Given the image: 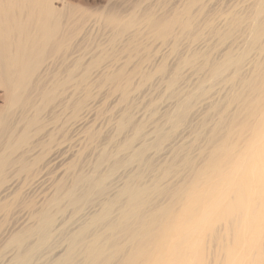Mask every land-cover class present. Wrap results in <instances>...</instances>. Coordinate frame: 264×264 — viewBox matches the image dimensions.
Segmentation results:
<instances>
[{"label":"bare ground","instance_id":"obj_1","mask_svg":"<svg viewBox=\"0 0 264 264\" xmlns=\"http://www.w3.org/2000/svg\"><path fill=\"white\" fill-rule=\"evenodd\" d=\"M78 1L0 0V264H33L26 233L38 245L55 230L52 199L23 202L22 225L11 209L43 181L23 137L49 126L66 153L49 184L74 214L44 264H264V0H132L99 10L115 30L93 50L73 43ZM102 124L119 134L114 159L74 176Z\"/></svg>","mask_w":264,"mask_h":264},{"label":"rangeland","instance_id":"obj_2","mask_svg":"<svg viewBox=\"0 0 264 264\" xmlns=\"http://www.w3.org/2000/svg\"><path fill=\"white\" fill-rule=\"evenodd\" d=\"M87 5H88V10H85V13H87L88 15L85 17V19H82V20H80V26H79V28H81L80 29V31H79V35L73 40V43L75 44L74 46L75 47H78V45H80V46H82V47H86L87 49H89V50H93L95 47L96 48H98V49H102V48H104V42H106L108 39H109V35H111L112 34V32H113V30H115V27H110L109 25L110 24H108V25H105L104 23V18L102 19V18H97L98 17V12H99V10H104V13H103V15H102V17H105V16H107V12H111V13H113V14H116V13H122V10H124L128 5H129V3L132 1V0H83ZM66 2H68V3H70V4H72V5H77L78 3L77 2H79L78 0H66ZM129 2V3H128ZM59 4V5H58ZM57 4V7L58 8H60V5H61V3H58ZM128 4V5H127ZM117 10V11H116ZM81 12H82V10H81ZM77 13V14H75V16L77 17V18H80L81 17V14L82 13ZM98 19V20H97ZM101 21H100V20ZM103 20V21H102ZM99 22V23H98ZM102 22V23H101ZM107 26H109V27H107ZM109 29H111V32H110V30ZM113 29V30H112ZM80 33H82V34H80ZM82 35V36H81ZM85 35V38L83 37ZM86 35H88L87 37H86ZM91 36V37H90ZM108 36V37H107ZM80 37H81V39H80ZM105 37V38H104ZM84 38V39H83ZM89 38V39H88ZM102 38V39H101ZM100 39V40H99ZM80 42H79V41ZM82 40H83V42H82ZM95 40V42H97V43H95L94 42V44H92L93 43V41ZM75 41V42H74ZM85 41V42H84ZM99 41V42H98ZM104 41V42H103ZM79 42V43H78ZM89 42V43H88ZM76 43H78V44H76ZM86 43V44H85ZM103 43V44H102ZM82 44V45H81ZM88 44V45H87ZM97 44V45H96ZM77 45V46H76ZM94 45H96V46H94ZM103 46V47H102ZM91 48V49H90ZM47 79H49V78H47ZM61 79H63V78H61ZM90 79H92V80H90ZM90 81H94L96 78L93 76V77H90ZM63 81V80H62ZM48 90L50 89V88H47ZM105 89H107V88H105ZM47 94H49V93H47ZM55 94V93H54ZM53 96V95H52ZM57 96L58 97H56L55 98V103H54V101H52L50 104H52L51 105V107H50V104L45 108V111H43L42 112V118H46V117H48V118H50V116L52 115V113L55 111L56 113L57 112H60L59 110V108H61V107H58V102H59V100L60 99H58V98H60L61 97V95L59 94H57ZM37 97H38V95H37ZM36 96H35V98H34V102L35 103H37L36 105H40L41 104V96H39L38 98H37ZM38 99V100H37ZM39 103H38V102ZM4 102H5V93H4V91H3V88L2 87H0V109H1V107H3V105H4ZM55 105H54V104ZM52 106H54V107H52ZM58 108V110H57V108ZM56 108V109H55ZM49 109V110H48ZM51 109H53V110H51ZM51 110V111H50ZM51 113H50V112ZM48 114H50V116H47ZM64 113L62 112V116H60L61 118H59V120H58V122H57V124H58V126L59 127H61V126H63L64 125V123H65V115H63ZM4 116H6V112H4V111H1L0 112V117H4ZM62 119H64V120H62ZM60 121H62V123L60 122ZM61 124V125H60ZM105 124L103 125L102 124V126H101V128H100V130H97V131H94V133H93V137L92 138H89L88 137V135H86V137L87 138H85L84 140H83V142H81V147H80V151H79V156H77V160H76V166L74 167V171H73V175L74 176H76L78 173V175H80L82 172H83V174H85L86 172V174H88V175H92L93 173H94V175L96 174V175H99L100 173H102V172H104L105 170H106V168H107V165L106 164H108V163H110V161L112 160V159H114V157L113 158H109L110 156L108 155V154H111V151L114 149V147H115V144L117 143V142H119V134L118 133H116L115 131H113V127L112 126H108V125H106L105 127ZM50 127V126H49ZM49 127L48 128H46V130L44 131V133L41 131V134H40V132L39 133H37V135L35 134V135H33L31 138H27V136L26 135H24V137H23V139H24V150H22L23 151V153H26L27 151H29V149L31 150V151H29V152H27V154H24V156L26 155L27 157H28V159L30 160V159H32V158H36V161H38L39 159V166L38 167H36V168H38V169H40V173H41V175H42V178H43V181L42 182H40V183H38V184H36V183H33V182H30L29 184H26V187L24 188V190H23V192H22V198L25 200H20V202H18V201H15V203L11 206V209H12V214L14 215H12V218L18 223V225H22V224H20L18 221H19V217H22V218H25L24 220H23V222L24 221H26L27 220V216L28 215H21L24 211V207H25V204H23V202H26V203H35L34 205H36V207H37V205L39 206H45V205H47L48 204V200L49 199H52L51 201H52V205H54L53 206V211L55 210V211H57L56 212V214H55V230L52 232V234L48 237V238H50L49 240H50V242H49V240H48V238L44 241V243L43 244H38V245H41V246H38V245H36V240L34 241L33 239H36V237L33 235V234H31V233H29V234H27L26 233V235H25V237H26V239H28V241H29V243L28 244H30L29 246H27V251L29 252V255H30V257L32 258V260H36V262L35 261H33V264H34V262H35V264H44V263H50V261H51V258H53V257H55L59 252H60V250H62L64 247H65V245H66V243H64L63 241V244H64V246L63 245H61V241H59V238L58 237H61V230L62 229H68L69 228V224H68V222H69V218L71 217V216H73V210H72V206H67V204L65 203V200H61L60 199V195H59V197L57 198L56 196H58L57 194H55V193H57V191H56V186H55V184H52V186H51V184H49L50 182H49V179L51 180V178H53V177H55V174H57L58 173V175H59V170L61 169V167H60V164H61V162L63 161V159H65V157H66V153L64 154L62 151H59L58 153H55L56 151L54 150V149H51V147L53 146V145H56V143L58 142V141H56V142H52L51 144H50V139L48 140V138H49V136H46V135H48L47 134V130L49 129ZM104 127V128H103ZM106 128V129H105ZM51 129V128H50ZM112 129V130H111ZM106 132L105 134H104V132ZM108 131H109V135H106V134H108ZM111 131V132H110ZM95 132H96V134H95ZM101 132V133H100ZM99 133V134H98ZM41 135V137L39 136V135ZM58 135L57 133H54V136H55V138L56 139H58L59 138V136L57 137L56 135ZM44 135V136H43ZM105 135V136H104ZM116 135V136H115ZM43 136V137H42ZM83 136H85V135H83ZM110 136V137H109ZM115 138H114V137ZM113 139H112V138ZM101 138V139H100ZM108 138H110V139H108ZM117 138V139H116ZM87 139V140H86ZM89 139V140H88ZM103 139V140H102ZM115 139V141H113ZM59 140V139H58ZM107 141V144H105V142ZM98 141V142H97ZM102 141V142H101ZM104 142V143H103ZM112 142V143H111ZM113 142H115L114 144H113ZM58 144V143H57ZM66 145L65 146H67V143H65ZM84 144V145H83ZM88 144V145H87ZM91 144V145H90ZM100 144V145H99ZM104 145V146H103ZM106 145V146H105ZM114 145V146H113ZM49 146H51V147H49ZM64 146V145H63ZM95 146H98V147H95ZM112 146V147H111ZM82 147H83V150L81 151V149H82ZM95 147V148H94ZM106 147H108V148H106ZM49 148H50V150H49ZM88 148V149H87ZM112 148V149H111ZM99 149V150H98ZM101 149H102V151L103 152H101ZM105 149V150H104ZM52 150V152H50ZM55 152H54V151ZM84 150H86L85 152H83ZM95 150H96V152H95ZM108 150H109V153H108ZM21 151V152H22ZM47 151H48V153L50 152V155H53V158H52V160L54 159V161H52L51 159H50V155L49 154H47V156L45 157V155H46V153H47ZM101 152V154H100V152ZM20 152V153H21ZM97 152H98V154H97ZM85 153V154H84ZM95 155H94V154ZM22 154V153H21ZM54 154H56V159H55V156H54ZM62 154V155H61ZM84 154V155H83ZM107 154V155H106ZM61 155V156H60ZM59 156V157H58ZM65 156V157H64ZM84 156V157H83ZM122 155L121 154H119V156H118V158H120ZM96 157V158H95ZM98 157V158H97ZM94 158V159H93ZM109 158V159H108ZM48 159V160H47ZM50 159V160H49ZM80 159V160H79ZM107 160V161H109V162H102L100 165H99V168H98V170H96L95 172H91V168H92V166L93 165H95V163H96V165H98V163H97V160H98V162H99V160ZM92 160V161H91ZM9 161V159L7 160V162ZM81 161V162H80ZM47 162H50V163H47ZM79 162V163H78ZM88 162V163H87ZM90 162V163H89ZM92 162V163H91ZM48 165H47V164ZM59 163V164H58ZM66 163V162H65ZM58 164V165H57ZM92 164V165H91ZM43 165V166H42ZM95 165V166H96ZM105 165H106V167H105ZM56 166V167H55ZM78 166V167H77ZM102 166V167H101ZM59 167V168H58ZM87 167V168H86ZM90 169H89V168ZM102 168V169H101ZM1 169L2 168H0V171H1ZM57 169V170H56ZM77 169V170H76ZM104 169V170H103ZM90 170V173L88 172ZM100 170V171H99ZM57 172V173H56ZM39 173V174H40ZM44 173V174H43ZM72 174H71V177H69L70 178V181H72L73 180V177L74 176H72ZM44 175V176H43ZM52 175V176H51ZM58 175H56V176H58ZM0 176L2 177L3 176V174L2 173H0ZM51 177V178H50ZM67 177V178H68ZM68 178V179H69ZM68 179H66L67 180V182L65 181V183H68V182H70V181H68ZM48 180V181H47ZM114 183V181L112 180V184ZM42 184V185H41ZM33 185V186H32ZM66 185V187L67 186H70L71 185V183H68V184H65ZM38 186V187H37ZM34 188V189H33ZM55 190V191H54ZM54 194V195H53ZM27 197V198H26ZM26 198V199H25ZM44 198H46V200H44ZM47 198H48V200H47ZM30 199L32 200V201H30ZM56 199V200H55ZM58 199L60 200V201H58ZM28 201V202H27ZM30 201V202H29ZM41 201V202H40ZM42 201H44V203L42 202ZM63 203H62V202ZM37 202V203H36ZM53 202H54V204H53ZM40 203V204H39ZM56 203H57V205L59 206V207H57V205H56ZM62 203V204H61ZM65 203V205H63ZM24 205V207H23V205ZM44 204V205H43ZM60 204V205H59ZM61 205H63V206H61ZM85 204H84V201H82V202H80V204H79V207L81 208V207H83ZM50 206V205H49ZM56 206V207H55ZM67 206V207H66ZM21 207V208H20ZM33 208V207H32ZM64 208V209H63ZM71 208V209H70ZM27 209V208H26ZM30 209H31V207H30ZM58 209V210H57ZM64 210V213H63V211H61V212H59L60 210ZM21 211H23V212H21ZM27 212L28 211H31V210H29V209H27L26 210ZM54 211V212H55ZM59 213V214H58ZM62 213V214H61ZM72 213V214H71ZM18 220V221H17ZM71 224V223H70ZM61 229V230H60ZM31 237H30V236ZM35 237V238H34ZM25 239V240H26ZM30 240H32V241H30ZM48 240V241H47ZM35 242V244H34V242ZM59 241V242H58ZM39 241H37V243H38ZM56 242V243H55ZM52 243V244H51ZM33 244V245H32ZM46 244H48V245H50L51 247H52V249L51 248H49L50 246H47ZM42 245H44V246H42ZM60 245V246H59ZM47 246V247H46ZM45 247V248H44ZM42 248H44V249H42ZM50 249V254H49V249ZM47 249V250H46ZM40 250H42V251H40ZM39 251V252H38ZM59 251V252H58ZM47 252V253H46ZM41 255H40V254ZM45 253V254H44ZM34 255H35V257H34ZM34 258H33V257ZM39 256H40V258H39ZM42 261H40L39 259ZM48 258V259H47ZM43 259V260H42ZM49 259H50V261H49ZM39 260V261H38ZM44 261H46V262H44ZM48 261V262H47ZM44 262V263H43Z\"/></svg>","mask_w":264,"mask_h":264}]
</instances>
